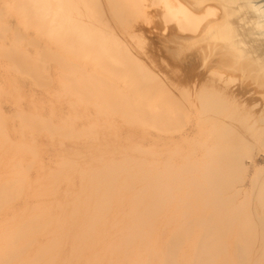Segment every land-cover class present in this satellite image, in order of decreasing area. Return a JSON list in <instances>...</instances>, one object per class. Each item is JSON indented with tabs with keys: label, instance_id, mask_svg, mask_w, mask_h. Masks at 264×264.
<instances>
[{
	"label": "bare ground",
	"instance_id": "obj_1",
	"mask_svg": "<svg viewBox=\"0 0 264 264\" xmlns=\"http://www.w3.org/2000/svg\"><path fill=\"white\" fill-rule=\"evenodd\" d=\"M221 17L0 0V264H264V87L174 49Z\"/></svg>",
	"mask_w": 264,
	"mask_h": 264
},
{
	"label": "water",
	"instance_id": "obj_2",
	"mask_svg": "<svg viewBox=\"0 0 264 264\" xmlns=\"http://www.w3.org/2000/svg\"><path fill=\"white\" fill-rule=\"evenodd\" d=\"M197 10L214 3L222 17L198 36L178 38L177 56L198 53L222 67L256 79L264 87V0H183Z\"/></svg>",
	"mask_w": 264,
	"mask_h": 264
},
{
	"label": "rangeland",
	"instance_id": "obj_3",
	"mask_svg": "<svg viewBox=\"0 0 264 264\" xmlns=\"http://www.w3.org/2000/svg\"><path fill=\"white\" fill-rule=\"evenodd\" d=\"M27 94H28V91L26 90V91H24V92H20L17 96H16V98H17V100H19L20 99V102L19 103H17V105L16 104H14V106L12 105L11 107H30L29 106V104H28V102H29V99L27 98Z\"/></svg>",
	"mask_w": 264,
	"mask_h": 264
}]
</instances>
